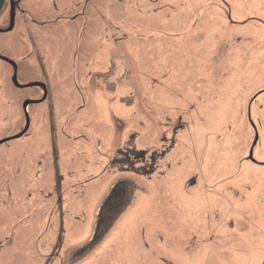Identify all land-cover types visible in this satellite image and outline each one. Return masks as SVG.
I'll list each match as a JSON object with an SVG mask.
<instances>
[{
    "label": "rangeland",
    "instance_id": "obj_1",
    "mask_svg": "<svg viewBox=\"0 0 264 264\" xmlns=\"http://www.w3.org/2000/svg\"><path fill=\"white\" fill-rule=\"evenodd\" d=\"M18 1L0 141L30 126L0 144V264H264V0Z\"/></svg>",
    "mask_w": 264,
    "mask_h": 264
},
{
    "label": "trees",
    "instance_id": "obj_2",
    "mask_svg": "<svg viewBox=\"0 0 264 264\" xmlns=\"http://www.w3.org/2000/svg\"><path fill=\"white\" fill-rule=\"evenodd\" d=\"M7 0H0V14L4 10ZM136 186L129 179L121 180L112 186L110 192L97 212V220L92 241L75 252L74 258L83 256L88 248L101 241L112 228L120 216L130 207L135 199Z\"/></svg>",
    "mask_w": 264,
    "mask_h": 264
},
{
    "label": "water",
    "instance_id": "obj_3",
    "mask_svg": "<svg viewBox=\"0 0 264 264\" xmlns=\"http://www.w3.org/2000/svg\"><path fill=\"white\" fill-rule=\"evenodd\" d=\"M9 1H10L9 10L11 11V21H10L11 23H10V27L9 28H5V29H0V32L10 31L14 27V17H15V13L17 11V8L19 6V1L18 0H9ZM189 19H190V16L187 15V18L185 16H183V18L181 19L182 22H180L178 24H183L184 22L188 21ZM137 39H138V36H137ZM136 49H138L139 52H143V48L141 46H138ZM2 58L5 59V60H7V61H11V60L7 59L6 57H2ZM14 80L17 83V85L22 86L23 83L21 81L18 83L17 75H15ZM156 80L158 81L157 78H155L154 81H156ZM157 85H158V82L152 83V85L149 88V92H151L152 89L154 90ZM28 86L29 87H31V86L32 87H34V86H41L42 89H43V91L44 90L46 91L44 84L35 83V84H29ZM32 103H34V101H27L24 104L25 109H27V107L30 104H32ZM26 118H27V124L24 127L22 133L20 135L16 136V137H11V138H7V139L2 140V141H0V144L1 143H4V142H7V141H10V140H12L14 138H19V137H22L23 135H25L27 133V131L29 130V126H30V118L28 117V115L26 116ZM159 154H160V152L159 153L153 152L152 154H149L146 151L139 150L138 159H139L140 166L143 167V169L145 171V175H150V174L154 173L157 170V168H158Z\"/></svg>",
    "mask_w": 264,
    "mask_h": 264
}]
</instances>
